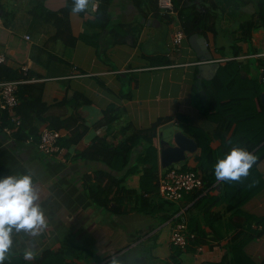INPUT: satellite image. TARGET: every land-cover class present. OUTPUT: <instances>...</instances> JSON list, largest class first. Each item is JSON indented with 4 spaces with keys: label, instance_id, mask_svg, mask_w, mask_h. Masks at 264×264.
<instances>
[{
    "label": "crops",
    "instance_id": "1",
    "mask_svg": "<svg viewBox=\"0 0 264 264\" xmlns=\"http://www.w3.org/2000/svg\"><path fill=\"white\" fill-rule=\"evenodd\" d=\"M262 2L196 0L195 9L213 18L209 25L216 36L212 30L195 33L174 47L173 35L183 29L177 13L163 14L150 0H111L104 13L109 16L106 25L105 18L97 19L99 0H89L84 11H70L60 19L50 18L48 13L62 11L68 0H0V52L7 56L5 66L27 76V84L44 86L43 101L48 109L42 115L46 121L35 120L39 136L54 119L74 117L88 128L77 145L64 147L63 156H46L34 138L20 140L15 136L17 130L7 134L4 128L14 125L9 114L8 123L4 122L0 110V177L30 173L47 219L46 227L34 235L13 232V245L3 264L12 257L25 258L26 251H32L28 260H33L65 240L107 258L108 264L114 257L119 264H164L170 257L172 228L178 218L188 224V209L195 203L189 198L196 191L174 206L180 211L167 221L164 213L113 215L92 204L84 182L85 175L107 167L78 158L96 138L118 145L124 134L150 129L160 119H169L154 139L160 172L164 170L160 164L162 143L173 144L177 132L193 139L197 151L186 153L185 161L173 166L183 171L195 169L203 178L213 177L203 195L210 197L208 207L217 200L211 211L222 215V219L215 217L221 237L217 240L205 226V215L193 209L200 226L212 234L207 237L208 245H190L193 250L182 255L183 264H222L226 257L225 264H232L234 254L226 244L239 231H244L242 238L247 242L235 252L237 264H264V161L258 171L248 172V182L234 180L227 186L226 194L224 180L215 178L214 164L233 143L242 147L243 142H223L216 124L205 113L208 82L233 59L235 47L242 49L238 60L246 65L244 75L264 73V28L252 30L250 43L240 40L245 23L259 20ZM116 28L120 35L114 33ZM203 38L206 46L200 41ZM215 64L219 65L216 70ZM197 133L202 145L194 136ZM202 150L214 152L211 163H199ZM141 174L130 175L125 184L139 189ZM236 185L244 192L257 190L240 210L231 208Z\"/></svg>",
    "mask_w": 264,
    "mask_h": 264
},
{
    "label": "trees",
    "instance_id": "2",
    "mask_svg": "<svg viewBox=\"0 0 264 264\" xmlns=\"http://www.w3.org/2000/svg\"><path fill=\"white\" fill-rule=\"evenodd\" d=\"M99 1H101V6H99L101 10L97 13V19L104 20L103 18H105L106 25L109 16L104 13L107 12L111 0ZM195 1L173 0L175 12L179 17L185 35L207 34L209 30H212L216 36V31H213L214 27L209 25V22L213 20L210 13L199 12L195 9V5H193ZM150 3L160 11L157 0H150ZM71 5L72 0H68V5L62 11L58 13L49 12L48 15L50 18L60 19L63 16L66 18L71 11ZM259 28H264V0L259 20H251L245 23L240 40L250 43L252 30ZM117 30L118 28L114 30V33L120 35L119 30ZM241 55L242 49L235 47L231 56L233 59L221 66L214 79L208 82L206 87L208 100L205 113L216 124V133L222 138L223 142L227 140H233L232 143L236 140L242 141L241 148L255 155L256 160L249 169L252 174V171H258L259 164L264 161V73L261 72L252 75V77L244 75L246 65L238 60ZM227 57L230 56H225V58ZM262 63H264V59ZM21 79H28V77L14 72L5 65H0V81ZM43 92L44 86L42 84L26 83L20 86L21 104L16 111L22 119V127L15 133V136L20 140L34 138L38 143L40 141L38 126L35 125L38 121L35 120H44L42 115L48 109V105L43 101ZM4 116V122L8 123V113L4 112ZM168 121L169 119H160L150 129L128 132L124 134L123 140L118 145L110 144L105 138H96L89 148L78 154V158L82 160L101 163L107 167L106 170L96 169L92 175L87 174L84 177L88 197L94 206L109 210L113 215L138 212L154 216L164 213V221L170 220L180 211L174 208V206H177L176 203L166 201L161 196L159 188L160 169L154 139L157 136L158 128ZM48 127L65 131V138L60 142L63 147L77 145L88 131L87 126L83 122L79 123V120L74 117L65 120H49ZM187 132H189L188 129ZM227 135L229 136L226 137ZM194 136L202 145L198 133ZM141 146L142 150L139 151ZM233 147L239 146L233 143L230 149ZM207 153L205 154L202 150L198 158L199 163L202 161L211 163L213 161L214 152L209 150ZM224 155H220V158ZM208 156L210 157L208 158ZM201 167L203 168L204 165H201ZM186 170L195 172L202 179L203 187L196 190L193 196L189 198L191 201H195L192 208L188 209L187 238L189 246L184 250L172 246L170 257L167 261L165 260L164 264H183L182 255L193 250L190 245L194 247L208 245L207 237L212 233L205 231L204 226H200L198 218H195L192 213L193 209L205 215L208 221L205 226L212 229L215 239H221L220 235L217 234L215 217L220 216L219 218H221L222 215L213 214L211 211L214 206L212 204H216L217 200L215 199L208 207L210 197L203 195L213 184V177L203 178L195 169L188 168ZM141 171L140 188L128 187L125 184L126 179L130 175L141 173ZM246 176H242L238 181L246 180L248 182ZM224 182L226 191L227 186L233 184L234 181L224 180ZM262 183L261 186L263 187L264 182ZM235 187L237 190L232 198L231 208L240 210V207L257 190L244 192L243 188H239L238 185ZM228 191L226 194L229 195ZM166 208L169 211H166ZM243 235H245L244 231H239L228 238L227 248L229 253L234 254L232 264H237L235 252L241 251L243 245L247 242L246 238H242ZM150 257L153 259V255ZM227 259L228 257L223 260L222 264H225ZM106 260L107 258L104 259L95 252L65 240L61 241L57 248H46L33 260L24 257H12L7 259L4 264H108Z\"/></svg>",
    "mask_w": 264,
    "mask_h": 264
},
{
    "label": "clouds",
    "instance_id": "3",
    "mask_svg": "<svg viewBox=\"0 0 264 264\" xmlns=\"http://www.w3.org/2000/svg\"><path fill=\"white\" fill-rule=\"evenodd\" d=\"M89 0H72L71 12L80 13L87 9ZM256 160L254 154L241 147H233L214 164L217 180L234 181L248 175ZM39 192L30 173L0 177V264L13 245V232L36 234L46 227L45 211L38 201ZM32 251H26L25 259L31 258ZM111 264H119L113 258Z\"/></svg>",
    "mask_w": 264,
    "mask_h": 264
},
{
    "label": "built area",
    "instance_id": "4",
    "mask_svg": "<svg viewBox=\"0 0 264 264\" xmlns=\"http://www.w3.org/2000/svg\"><path fill=\"white\" fill-rule=\"evenodd\" d=\"M158 8L163 14L174 15L175 7L173 0H157ZM95 8L96 5H95ZM186 35L183 29H178L172 38L173 46L179 47ZM30 37L27 36V39ZM223 61V60H222ZM7 63V56L0 52V65ZM28 79L3 80L0 81V110L10 115L14 127L6 126L5 132L12 135L13 132L22 127V119L17 114V108L21 104L19 89ZM66 133L60 130L45 127L40 134L38 144L39 150L46 156H63L65 148L60 144ZM203 187L202 179L193 171H183L176 166L168 167L159 173V188L161 196L169 202L179 204L186 195L195 192ZM188 226L185 220L179 218L172 228L170 245L179 249H186L189 246L187 238Z\"/></svg>",
    "mask_w": 264,
    "mask_h": 264
},
{
    "label": "water",
    "instance_id": "5",
    "mask_svg": "<svg viewBox=\"0 0 264 264\" xmlns=\"http://www.w3.org/2000/svg\"><path fill=\"white\" fill-rule=\"evenodd\" d=\"M194 37L198 38V35ZM206 46L207 41L203 38L200 39ZM216 69L219 68L218 64L213 65ZM214 70V72H215ZM264 97V96H263ZM198 149L197 143L187 137L182 132H177L174 136L173 144L169 142H163L160 155V164L163 169L173 166L174 164L181 163L186 159V153H195Z\"/></svg>",
    "mask_w": 264,
    "mask_h": 264
},
{
    "label": "rangeland",
    "instance_id": "6",
    "mask_svg": "<svg viewBox=\"0 0 264 264\" xmlns=\"http://www.w3.org/2000/svg\"><path fill=\"white\" fill-rule=\"evenodd\" d=\"M177 167V166H176Z\"/></svg>",
    "mask_w": 264,
    "mask_h": 264
}]
</instances>
